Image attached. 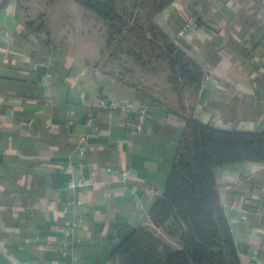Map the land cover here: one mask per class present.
I'll return each mask as SVG.
<instances>
[{
    "label": "crops",
    "instance_id": "0c3cea01",
    "mask_svg": "<svg viewBox=\"0 0 264 264\" xmlns=\"http://www.w3.org/2000/svg\"><path fill=\"white\" fill-rule=\"evenodd\" d=\"M18 1L10 12L0 8V242L24 264H110L120 239L150 224L188 119L264 130V0H197L198 15L195 0H177L164 12V27L203 73L185 110L169 92L159 96L106 68L96 48L91 55L73 44L63 17L81 11L74 0L62 8ZM191 16L194 24L177 35ZM33 20L42 27L27 29ZM82 134L88 152L75 174L89 182L84 222L63 247L61 227L79 222L64 166L77 162ZM107 168L128 170V179ZM215 177L242 263L264 264V167L226 166ZM247 180L252 191L242 187Z\"/></svg>",
    "mask_w": 264,
    "mask_h": 264
},
{
    "label": "trees",
    "instance_id": "16d2710c",
    "mask_svg": "<svg viewBox=\"0 0 264 264\" xmlns=\"http://www.w3.org/2000/svg\"><path fill=\"white\" fill-rule=\"evenodd\" d=\"M35 1L46 8L56 0ZM74 1L101 24L106 52L160 73L180 110L193 103L202 69L157 23L177 0ZM35 23L28 21L25 27H42ZM244 163L264 167V130H226L188 119L164 189L150 208V224L120 239L109 263L243 264L215 170ZM242 187L252 191V180Z\"/></svg>",
    "mask_w": 264,
    "mask_h": 264
},
{
    "label": "rangeland",
    "instance_id": "374dc122",
    "mask_svg": "<svg viewBox=\"0 0 264 264\" xmlns=\"http://www.w3.org/2000/svg\"><path fill=\"white\" fill-rule=\"evenodd\" d=\"M15 1L16 0H14V2ZM65 1L67 0H56L52 5L58 3L57 7L59 8L68 7L64 6ZM63 18V21L65 22L64 28L67 29V31H73L72 36L70 35V41H73V44L82 43V45L87 47L89 52L96 48L99 53V59L109 70L114 71L133 83L145 87L148 91H151L154 94L159 96H165L167 94V86L160 73L150 70L149 68L141 67L133 59L124 57L122 54L111 55L104 50L103 28L93 15L85 12L83 8L81 11L69 9L67 15ZM157 23L164 27L162 20H160V22L157 21ZM102 52L104 55H101ZM92 54L93 53L91 52V55ZM94 55L97 57L96 53ZM2 258L3 257L0 255V260L3 261L4 264H10Z\"/></svg>",
    "mask_w": 264,
    "mask_h": 264
},
{
    "label": "built area",
    "instance_id": "2783aa9c",
    "mask_svg": "<svg viewBox=\"0 0 264 264\" xmlns=\"http://www.w3.org/2000/svg\"><path fill=\"white\" fill-rule=\"evenodd\" d=\"M14 6H15L14 0H8L4 4V7L6 8L7 12H10L11 7L13 9ZM195 20H196V17L191 16L187 20L186 24L182 28H180L176 31V34L182 35L185 32H187L191 28V26L194 24ZM144 113H145L144 109H141L139 114H138L137 121L134 125V127L138 131L142 130L141 122L144 119ZM87 124L88 125L90 124L89 120H88ZM87 152H88V149H87V144H86V135L82 134L79 137V143H78L77 149H76L77 162L76 163L68 162L64 166V171L69 175V180L67 181L66 189L71 191L72 193H74L76 195V197L71 201V205L69 208L72 212L79 215V220H78L79 222L75 223V222L67 221L61 227L60 231L63 235V241H62L63 247H68V245L70 243V239H71L72 229L74 228V226H76V225L82 226L83 222H84L80 213H81L82 208H83V201H84L83 195L85 193L86 187L89 185V182L82 174L76 175L75 171L83 168L84 160L86 158ZM107 170L110 171L111 173H113L114 175H116V177L120 181H126L128 179V176H129L128 170H123L120 172H118L112 168H107ZM67 209H68V207L66 206L63 208V211H67ZM256 253H257V250L254 249L252 251L251 259L254 258Z\"/></svg>",
    "mask_w": 264,
    "mask_h": 264
},
{
    "label": "water",
    "instance_id": "95a60500",
    "mask_svg": "<svg viewBox=\"0 0 264 264\" xmlns=\"http://www.w3.org/2000/svg\"><path fill=\"white\" fill-rule=\"evenodd\" d=\"M8 0H3L2 3H0V8L3 7V5L7 2ZM0 255L10 264H24L21 261H19L13 253L0 242Z\"/></svg>",
    "mask_w": 264,
    "mask_h": 264
}]
</instances>
